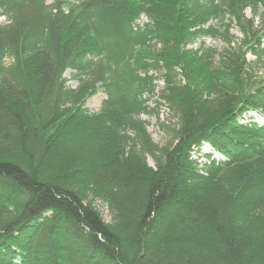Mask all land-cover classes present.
<instances>
[{
	"label": "trees",
	"instance_id": "1",
	"mask_svg": "<svg viewBox=\"0 0 264 264\" xmlns=\"http://www.w3.org/2000/svg\"><path fill=\"white\" fill-rule=\"evenodd\" d=\"M246 8L251 21L242 27ZM140 14L150 21L142 28L134 24ZM0 16L9 21L0 28V96L7 102L17 95L20 107L6 108L13 128L1 130L0 141L27 154L22 163L14 155L0 159V264H98L75 252L72 240L111 264H264V124L243 121L264 118V75L254 67L264 65V0H0ZM226 17L240 39L225 38L224 25L222 52L179 53L178 43L195 35L217 38L210 23ZM153 40L177 58H161ZM175 59L187 80L194 67L196 84L206 83L208 93L162 92L179 116L167 152L139 118L149 111L145 69ZM200 68L206 80L196 76ZM68 70L76 90L65 86ZM97 87L106 100L88 115L84 105ZM30 125L52 138L46 150L30 148ZM64 126L76 139L105 128L118 133V158L107 156L101 166L120 186V208L128 212L117 227L83 203L80 186L94 170L88 163L76 168L83 176L73 173L71 144L60 150ZM202 147L201 164L193 155Z\"/></svg>",
	"mask_w": 264,
	"mask_h": 264
},
{
	"label": "rangeland",
	"instance_id": "2",
	"mask_svg": "<svg viewBox=\"0 0 264 264\" xmlns=\"http://www.w3.org/2000/svg\"><path fill=\"white\" fill-rule=\"evenodd\" d=\"M51 1H47L46 4H50ZM251 11L249 8H246L242 14V21L239 22L240 26L244 24L246 26L249 21H251ZM229 17V16H228ZM140 22H148V19L144 15H140ZM253 30L259 29V18L256 17L253 21ZM9 23L8 19L6 17L0 16V28L7 26ZM210 25L219 33L217 34V38H207L203 35H195L194 38L188 39L186 42L181 41L178 43V50L179 53L184 51H189L192 54H194L195 51H200L204 49H213L217 51L218 53L222 52L223 49L226 48V44L224 43L225 38H231L234 37L236 40L240 39V33L238 30V25L234 23L232 19L224 18L222 22L212 21ZM224 25H226L225 28H227V37L224 38L222 36V33L224 31ZM243 27V26H242ZM170 39V38H169ZM169 39L165 38L164 42H166V46L168 47ZM176 39L172 38L171 43H174ZM170 43V44H171ZM260 43L262 44V47L264 48V35L262 36V39L260 40ZM163 43L156 42V40L152 41L153 49L155 53H157L161 58L169 59V58H177V56L173 53H168L166 49L163 48ZM189 54V53H187ZM217 60V57L215 58ZM246 61L253 63L254 58L247 54L245 56ZM173 62L174 64L177 63L176 59ZM218 62V60H217ZM188 63V62H186ZM5 66L9 64V60L6 59L4 61ZM259 65V64H258ZM255 65L258 75H264V65L261 64V66ZM150 67L148 69H145V76H147V81L149 82V87L147 94H145L144 98L147 102V105L149 107V111L142 114L139 118L145 126L146 133L149 135V138L151 142L156 145L159 149L164 151H171V147L176 143L174 134L171 132L174 130L178 125V112L176 108L170 107V105L166 101H162L160 98V95H162V92H164V96L166 97L169 93V89L172 87L173 90L181 91L179 94H182L183 92L186 94H191V92L194 93V87L197 89V93L202 96V99L204 98V95L206 93L201 92H207L208 89H206V83L203 84H196V79L194 80V67L192 75L193 77H190L189 80H187L185 73L182 70V67L180 65L177 66L176 64H171L170 66H165L164 64H152L149 65ZM188 69V68H187ZM184 71L188 72L186 69ZM198 78L203 80L205 74L203 75L202 69H197V75ZM42 77L38 78V82L41 83L43 80ZM264 78V76H263ZM63 79L66 81L65 86L69 88L70 90H76L79 87V81L78 79H75L73 72L66 71L63 75ZM207 82V81H206ZM223 83V82H222ZM227 85V82L223 83ZM38 92L41 91V84L38 85ZM40 88V89H39ZM168 89V90H167ZM212 91H215L213 89ZM209 97L208 95L206 96ZM8 99V96H0V131L3 129H11L13 126H9L7 123V114L5 111L6 108L9 109H18L20 107L15 106L14 103L17 100V95H13L9 101L6 102ZM106 100V95L102 88L97 87V91L86 100L84 105V110L88 115H94L97 114L100 110V107L102 103ZM194 101V99H193ZM8 105H11L13 107H10ZM23 113H26V111H23ZM63 114V112L61 113ZM29 117V115H28ZM248 118H253L252 121L258 122L260 124H264V118L253 115H247L245 119L249 120ZM26 122V119H25ZM35 125V124H34ZM6 132V130H4ZM29 131L32 133L30 136L32 138L31 147H33V150L38 147H42V150H46L47 141H50L49 138L41 132V129L38 130V132L34 131L32 128V125H30ZM70 132V133H69ZM67 131L65 126L61 129L60 133L58 134V138H64L62 142H60V150H65V146L71 144L72 150L68 149L67 157L71 158L73 167L75 171L73 172L75 175H82L76 171V168H82L84 169L85 164L90 165L92 169L94 170L93 173H89L91 179L87 181L85 179L84 182L81 183V190L83 191V197H81L84 204H87L92 209H94L100 219L108 226L114 227L118 226L117 223L121 221L123 218L128 215V212L123 214L124 211L120 208L122 206L121 198L123 197V194L121 192L120 194V186L118 185L115 178L108 172L104 171L102 169V160H105V157L111 156L114 158H118V148L120 147L118 145L119 141V135L118 133H115L114 131H110L108 129H102V131L98 133H94L93 135H89L86 139H76V131L75 133L73 131ZM7 133V132H6ZM132 132L129 131L128 136L129 139L132 138ZM39 134V135H37ZM72 134V135H71ZM70 136V137H68ZM72 138V139H71ZM69 140V141H68ZM207 147H202V150H200V153L193 155V159H197L198 163H205V158L200 157L198 155L204 154L206 152ZM22 154V155H21ZM66 154V151L65 153ZM16 156V161L20 162L23 160L26 161L27 154L24 151H21L14 146L12 147L8 140H6L3 137V140L0 141V159L4 160L7 158H13ZM214 158H218L216 155L213 156ZM38 159H36L37 162ZM145 160V157H144ZM35 161V160H34ZM33 161V162H34ZM22 163V162H21ZM33 164V163H32ZM145 164L147 168L153 169V162L152 160L147 157L145 160ZM36 166H41V164L34 163ZM144 168V167H143ZM201 168V166H199ZM145 170V168H144ZM235 171L236 177L239 178L240 174L243 172ZM94 175V176H93ZM83 176V175H82ZM78 181V178H75L74 182ZM205 192L206 194L213 193V189L209 190V187L205 185ZM209 191V192H208ZM171 209H168L166 212L170 213ZM129 218V217H127ZM190 227L189 225L187 226ZM74 249L75 252H79V254H82L84 258L87 260L89 257L95 256V260L98 259V264H111L109 261H105L102 259L101 255L97 253H90L85 252L88 251L87 248L81 243L80 246L72 240L70 243ZM90 261V259H89Z\"/></svg>",
	"mask_w": 264,
	"mask_h": 264
}]
</instances>
